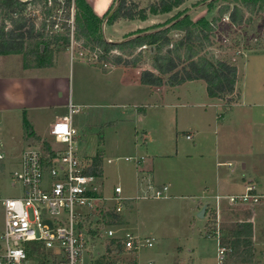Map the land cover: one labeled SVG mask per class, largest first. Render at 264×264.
I'll return each instance as SVG.
<instances>
[{
    "label": "rangeland",
    "instance_id": "1",
    "mask_svg": "<svg viewBox=\"0 0 264 264\" xmlns=\"http://www.w3.org/2000/svg\"><path fill=\"white\" fill-rule=\"evenodd\" d=\"M86 1L91 7L94 4L101 14L98 15L92 7L102 20L103 36L108 41L122 39L123 36L115 37L116 34L109 28L113 23L108 22L118 0ZM129 1L138 2L144 8L160 0ZM236 3L241 5V0H187L169 12L148 13L147 24L152 26L147 30L154 31L157 26H171L175 19L185 15H189L195 23L203 18L212 21L219 18L221 6L230 4L232 7ZM244 10L247 21L243 24H233L229 14L221 16L214 32L209 36L211 45L200 53L208 58L230 61L238 68L236 92L223 99L210 98L207 84L201 80L177 91L179 95L171 94L165 98L149 95L145 86L129 85L122 90L118 78H121L123 67L118 74H114L112 83L103 76H98L87 63L92 66L107 63L101 62L99 55L102 52L85 47L82 41H75L73 36L69 46L60 45L48 55L33 53L37 43L30 41L26 43L23 52L13 53L16 55L8 57L13 58L14 65L17 66L8 74L22 75L28 71L30 74H47L55 71V74L63 73L61 75L67 79L60 84L35 83L30 86L32 91L37 89L36 93H40L43 107L41 111H34L32 116L39 122L42 137L34 136L30 132L31 128L27 129L26 138L22 139L17 135L24 134V110L0 114V138L2 131L6 143L11 145L7 147L9 151H13L12 145L19 138L25 140L24 145L52 141L49 135L51 122L57 116L69 115V102L72 101L76 108L81 105L80 111L73 113L74 126L78 131L76 148L79 155L87 162H93L97 155L102 156L103 175L99 179L102 184L101 195L111 197L116 186L123 188V196L145 195V186L149 181L155 189L165 184L169 186L166 197L127 201L120 223L113 224L115 230H123L118 234L129 230L141 237L155 238V246L142 249L137 259L126 252L105 249L107 241L104 239L102 229L105 226L102 223L112 217L110 213H114L115 201L105 199L98 202L94 219L97 222L96 237L89 242L90 257L95 258L96 262L136 264L137 260L140 263L153 260L155 264H217L218 239L215 232L219 228V240L232 247L227 264H264V8L254 12ZM28 12V16L37 25L43 23L40 5L32 6ZM7 24L11 27L9 22ZM106 24L109 26L105 30ZM182 35L183 32L177 30L170 33L174 40ZM129 36L126 34L124 39ZM144 50L140 65L142 68H152L149 48ZM117 53L120 50L113 51L112 55ZM53 54L58 55L56 62L53 61ZM111 58L110 56V64L121 66ZM81 59L87 63L78 61ZM138 74L137 70H131L129 80L138 82ZM164 86L160 90H167L170 85ZM27 90L28 88L24 91ZM7 96L4 99L11 105H18V100L22 98L14 91ZM229 98L234 101L228 102ZM183 101L199 107L205 104L207 107L193 109L178 105ZM142 109L145 110L142 112L144 122L139 121L136 113V110L141 112ZM144 128L149 132L148 143L142 138ZM137 131L139 134L135 137ZM190 134L194 137L192 140L186 138ZM149 144L153 148L157 147L155 150L171 151L170 154H173L162 157L160 174H157L158 169L155 168L150 169L149 174V171L143 169L145 165L142 163L137 165L134 161L126 160V157L144 156L141 160L144 162L151 155ZM177 148L179 154L176 153ZM191 153L193 157L188 156ZM219 157L222 162L226 161L222 164L227 166H222L221 170H227L225 178L231 187L220 191V198L217 199L221 201V205L217 209V176L224 173L217 171L216 162ZM244 163L246 169H243ZM11 167L10 164L5 169L0 181V188L6 195L18 192L8 185ZM248 187L252 188L251 192L261 196L258 202L234 205L228 202L226 196L243 194ZM152 191L147 195L150 196ZM207 202L209 203L206 204ZM205 205L206 216L200 218L198 214ZM247 223L252 224L251 235L233 237V233L241 229L240 224ZM92 226L93 224L90 228ZM2 227L3 207L0 204V230Z\"/></svg>",
    "mask_w": 264,
    "mask_h": 264
},
{
    "label": "built area",
    "instance_id": "2",
    "mask_svg": "<svg viewBox=\"0 0 264 264\" xmlns=\"http://www.w3.org/2000/svg\"><path fill=\"white\" fill-rule=\"evenodd\" d=\"M27 1V0H22ZM52 3V2H50ZM64 4L53 16L54 31L63 32L65 23L75 29V7L72 6L71 17L64 16ZM77 112L70 103V114L55 121L50 128L52 141L38 145H29L19 159L9 156L0 143V181L5 169L11 164L8 185L18 190L13 195H6L0 188V204L3 207V227L0 230V264H94L90 257L89 242L96 237L91 230H97L94 221L98 202L111 199L114 214L119 218H107L102 224L105 234V249L112 245L114 251L136 257L142 249L155 246L154 237H141L129 230L123 234L113 228L120 223L127 201L162 198L167 196L168 185L159 189L149 181L145 192L154 190L150 196H123V188L116 186L111 197L101 195L100 177L89 174L93 162L82 158L76 148L78 131L72 122L73 113ZM188 139H193L187 135ZM140 165V158L126 157ZM111 161V160H109ZM149 174L145 179H147ZM146 182V181H145ZM146 184V183H145ZM248 187L243 194L226 196L231 204L258 202L259 194L251 192ZM218 198H220L218 196ZM115 222V223H114ZM93 226L90 228V225ZM218 239L217 264H227L232 247ZM219 236V237H218ZM155 264L153 260L145 263Z\"/></svg>",
    "mask_w": 264,
    "mask_h": 264
},
{
    "label": "trees",
    "instance_id": "3",
    "mask_svg": "<svg viewBox=\"0 0 264 264\" xmlns=\"http://www.w3.org/2000/svg\"><path fill=\"white\" fill-rule=\"evenodd\" d=\"M185 1L187 0H160L142 8L138 2L118 0L117 7L109 16L108 22L114 23L121 18L145 20L148 13L169 12ZM62 4H64V16L67 19L71 17L72 6L75 7L73 35L66 23L63 32L54 31L53 16ZM38 5L41 6L43 15L41 25H37L28 16L32 6ZM261 8H264V0H241V5L236 3L232 7L230 4L221 6L219 18L216 17L212 21L203 18L195 23L189 15H185L183 18L175 19L171 26L164 28L157 26L154 31H140L122 41L112 42L103 36L102 20L86 0H0V55L21 53L25 50L26 43L30 41L37 43L33 53L41 56L48 55L55 45L69 46L73 36L75 41H82L85 47L93 51H101L102 54L99 55L101 61L109 62L111 56V60L116 64L137 67L142 62L143 55L140 51L138 55L133 56L135 51L149 48L152 69L141 70V84L158 88L164 85L177 86L187 81L203 80L207 84L210 97L223 99L236 92L238 68L224 59L201 56V50L211 45L209 36L214 32L221 16L229 14L231 22L239 25L247 21L244 9L254 12ZM8 22L11 27H8ZM174 30L183 32L182 37L174 40L170 36ZM116 50H120L121 53L112 55V52ZM183 63L187 64L181 66ZM231 101L234 100L229 98L228 102ZM102 166V156L97 155L88 173L101 177ZM110 215L119 218L114 213ZM240 225L241 229L234 232L233 237L250 236L252 224ZM95 232L97 231L91 230L94 236ZM112 247L109 245L108 250L114 251L115 248ZM116 249L122 253L120 247ZM94 264L111 263L99 261Z\"/></svg>",
    "mask_w": 264,
    "mask_h": 264
},
{
    "label": "crops",
    "instance_id": "4",
    "mask_svg": "<svg viewBox=\"0 0 264 264\" xmlns=\"http://www.w3.org/2000/svg\"><path fill=\"white\" fill-rule=\"evenodd\" d=\"M92 5H93L92 7L95 9L96 13L98 15H101L99 13V11L96 9V7L94 6V4H92ZM148 20H149V17H147V19H145V20H141V19H124L123 18V19H120L119 21H117V22H115L113 24H110V26H109V24H106V26H104V28L106 30L107 29V25H108L110 30L114 31V33L116 34L115 37L119 38L120 36L121 37L123 36L122 39L115 40L117 42V41H122L126 34L132 36L131 34L135 35V34L139 33L140 30H145V29L147 30V28L150 29V27L152 25L151 24H147ZM116 31H119V32H116ZM150 31H153V30H150ZM115 41H112V42H115ZM59 47H61L60 44L59 45H55L53 47V51H55ZM140 51L142 52V55H144V51L145 50L144 49H142V50L138 49L137 51H135V55H133V56L138 55V53ZM120 53H117V54H120ZM12 55H16V54L9 53V54L0 55V114L5 115L7 112L15 111V110H18V109L24 110L23 112H24V114L26 116V120H25L24 128H23V129H25L23 131L24 134L20 133L21 135L20 134H17V135L20 136V138L22 137V139L26 138L25 134L27 133V129L31 128L30 132H32L34 134V136L42 137L43 136V132L38 127L39 126V122L36 121L33 118V116H32L34 111H41V107H43L42 106V102H41V98H40V93H38V94L36 93L37 89L32 91V87H30V86H32V84H35V83L41 84V85L42 84H45V85L46 84H51V85H53L55 83L60 84L61 82L65 83L67 79H66L65 76L61 75L63 73L55 74V71L54 72H49L47 74H43V73L30 74V73H28L29 71L24 73V74H22V75L8 74L9 72H12V70H15L16 67H17V66L14 65L13 58H8L9 56H12ZM57 56L53 54V57H54L53 61L54 62H56V60L58 59V58H56ZM78 61H81L83 63H87L86 61H84L82 59L78 60ZM54 62H53V64H54ZM101 62H104V61H101ZM141 63H139L137 67H131V66H126V65H122V64H120L121 66L115 67V66H113L112 63L110 64L109 62L102 63V65L100 64L99 66L98 65L97 66H92L91 64H88V63H87V65L92 67L95 70V73H98V76H103V78H105L106 80L107 79L110 80L111 83L113 81L112 79L114 78V74L119 72L120 71L119 69L123 67V70H122V73H121V78H118L120 80V86H121L122 90L124 89L125 86L128 87L129 85H131V86L132 85L145 86V87H147V89L149 91V95H151V96L160 95L162 98H165L166 96H169L171 94L179 95L177 93V91L182 90L185 86L189 85L190 83H193L194 81H197V80L187 81V82H185L182 85L173 86V87L169 86L168 89L171 88L172 89L171 91H169L168 89L164 90V91L160 90V89H163L165 86L158 87L156 89L155 88H150L148 85L141 84L140 80H141V70L144 69V68H149V69H152V68L151 67H143L142 68L141 65H140ZM109 64L111 66H109ZM35 68H38V67H35ZM40 68H42V67H40ZM131 70H137L138 71V73H139L138 74L139 77H137V81L138 82H136V81L132 82V81L129 80V76L131 74ZM201 81H203V80H201ZM27 88H28V90L24 91ZM7 89H8V91H7ZM13 91L16 92L18 94V96L22 97V98H20L18 100L19 101L18 105H11L10 103H7V101H5V99L8 97L7 94L12 95ZM34 91H35V94H32ZM109 94L111 96L112 95V91ZM210 98H212V97H210ZM212 99H215V98H212ZM69 103L74 104L72 101L69 102ZM178 105H180L181 107H184V106L192 107L193 109H199V108L207 107V105H205V104H203L202 107H199L197 104H190V102H186V101H183V102L179 103ZM69 106H70V104H69ZM80 106L81 105H78L77 112L80 111V108H81ZM180 106H175V107L181 108ZM75 107H76V105H75ZM144 107L146 108V106H144ZM143 111H145V110L142 109L141 112L136 110V113L139 116V121H141V120L145 121V119H144L145 116H143V113H142ZM202 113L204 114V112H202ZM65 116L66 115L55 117V119H53V121L51 122L50 126H52V124L55 121H57L59 119H62ZM72 122L74 124L73 116H72ZM1 128H2V126H1V118H0V130H1ZM141 133L143 134L142 138L146 139L147 143L150 142V140L148 138L149 132H148L147 128H144V130ZM138 134H139V131L135 132V137H137ZM20 138L18 139V141H16L15 145H12V148H14L13 151H9V149L7 147L11 146V145L6 143V141H5L6 139L3 136L2 131H1L0 143H1L2 147L4 148V150L6 151V153L9 156H12V158H19L21 153H22V151L30 145V144L24 145V141L25 140L22 141V140H20ZM186 138H187V136H186ZM192 138H194V137L192 136ZM188 140H192V139H188ZM159 142H162V140H159ZM154 148H153L152 144H149L148 149H149V152H150L149 154H151V155H149V158H146L144 162L141 161V163L143 164V166L145 165L143 167V169L149 171L148 172L149 174H150V169H152V168L158 169L157 170V174H160L161 173L160 172L161 171L160 168L162 166L160 161H161V159H163L162 157L172 156L173 154L172 153L170 154L171 151L163 152V151H160V150L159 151L155 150L157 147L155 149ZM176 153L179 154V148L176 149ZM188 156L189 157H193L192 153L189 154ZM136 157H137V159L140 158V157L138 158V156H136ZM143 157L144 156H141L140 160H142ZM152 157H154V158H152ZM111 162H112V160L110 161V163ZM223 162H226V161H223ZM223 162H222V160H220V157L218 158V160L216 162L217 171L224 172V173L219 174V176H217V184H216V193L217 194L215 196V199L218 202L217 203L218 206H216L217 209H219L220 205H221V201L217 199L218 195L220 194V191L231 187V186H229V182H227V180L225 178V176H226L225 172L227 170H225V169L221 170L222 166H227V164L223 165L222 164ZM243 169H246V164H245V168H243ZM230 171H232V170H228V172H230ZM155 175H156V173H155ZM208 191H210V190H208ZM209 197L211 198V196H209ZM208 203L209 202H207L206 204H208Z\"/></svg>",
    "mask_w": 264,
    "mask_h": 264
},
{
    "label": "water",
    "instance_id": "5",
    "mask_svg": "<svg viewBox=\"0 0 264 264\" xmlns=\"http://www.w3.org/2000/svg\"><path fill=\"white\" fill-rule=\"evenodd\" d=\"M153 50H154V48L152 47V48H151V51L153 52ZM206 210H207V205H205V206L201 209V211L199 212L198 216H199L200 218H205V216H206Z\"/></svg>",
    "mask_w": 264,
    "mask_h": 264
}]
</instances>
